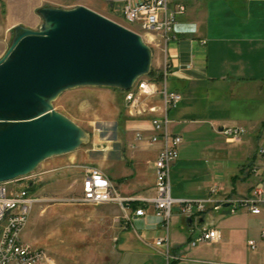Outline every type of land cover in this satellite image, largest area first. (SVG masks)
I'll return each instance as SVG.
<instances>
[{
  "label": "crops",
  "instance_id": "0c3cea01",
  "mask_svg": "<svg viewBox=\"0 0 264 264\" xmlns=\"http://www.w3.org/2000/svg\"><path fill=\"white\" fill-rule=\"evenodd\" d=\"M172 1L186 7L185 13L178 16L174 28L175 39L165 46L154 35L148 34L146 38V43L153 51V57H157L155 69L159 70L164 66L165 60L167 62L168 91L178 93L182 97L177 106L172 108L171 114L167 113L170 120L168 127L171 132L182 137L179 151L184 155L185 138H189L191 132L200 129V125H207V130L215 138L204 139L199 159L210 165L201 168L203 172L201 183L192 188L191 192L195 196L194 199L212 198L216 202L212 207L219 205L228 208L231 201L251 193L253 179L245 175L243 169L256 159L258 141L264 128V6L259 5V2L264 3V0ZM6 2L9 8L6 29L9 32L16 26L33 30L39 28L40 18L33 14L32 0ZM79 5L89 7L122 23L123 0H56L44 6L71 9ZM213 16L218 18L216 25L212 23ZM198 109L215 112H210L209 118L196 119L194 115ZM139 124L142 125L141 127L138 125L139 129L146 130L148 134L152 132L148 121H140ZM227 127L243 130L238 141L226 139L222 130ZM135 147L138 153L131 161L130 167H121V171H116L112 164H106L104 170L100 169L112 181L122 197L153 198L154 161L161 144L142 142L133 145V148ZM179 164H176V167ZM213 189L217 192L211 193ZM123 205L110 203L104 204L105 207L100 209L88 208L90 217L94 216L100 218L98 220L110 223L114 220L119 222L121 228L116 230L117 237L114 239L117 242L120 260L124 253H144L147 248L142 242V237H147V234L142 231L160 226V220L156 217L154 208L150 206L147 209V216L133 220L130 224L132 229L125 228L126 216H133L140 203H132L129 208L126 204ZM85 209L81 208V211ZM115 209H120L121 217L112 215ZM231 214L230 210H223L216 219L218 223L216 226H204V215L198 216L197 221L203 219L199 222L201 227L218 231L220 239L212 243L219 244L224 239L230 243L239 239L242 233L245 254L244 250L236 248V259L241 261V264H264V240L261 238V232L264 231V204L260 215L248 212ZM182 219L185 226L190 228L186 218ZM160 236L162 234L150 235L149 238L154 244L156 239L164 238ZM25 237L23 233L24 240ZM250 240L256 242L255 249L249 247ZM173 247L178 248L180 245L174 244ZM156 248L162 251L164 247ZM188 249L189 246L181 251L180 247L177 250L180 253L176 254L181 256L180 259H184L183 254Z\"/></svg>",
  "mask_w": 264,
  "mask_h": 264
},
{
  "label": "rangeland",
  "instance_id": "374dc122",
  "mask_svg": "<svg viewBox=\"0 0 264 264\" xmlns=\"http://www.w3.org/2000/svg\"><path fill=\"white\" fill-rule=\"evenodd\" d=\"M52 1L56 0H32L31 9L34 16H39L41 24L43 19L38 11ZM259 5L263 7L264 3L259 2ZM8 12L6 0H0V59L14 37V30L9 32L6 29ZM212 21L213 25H216L218 18L213 16ZM38 29L36 27L35 30ZM156 66L157 57H153L152 69L157 72ZM53 105L58 112L84 129L88 139L71 153L46 159L28 174L34 178L33 192L39 201L33 207L23 233L30 245L45 250L47 259L40 264H241V261L236 259L235 249L244 250L245 254L242 233L239 239L230 243L224 239L219 244L200 242L190 246L189 237H194L196 233H192L183 223L182 217H185L180 214L178 205L174 206L168 231L161 225L159 228H147L142 231L147 234V237H142L147 250L144 253H124L120 260L117 242L114 239L117 237L116 230L121 228L119 222L114 220L110 223L98 220L100 218L94 216L90 217L88 208L100 209L105 206L83 205L77 202V198L82 194L81 182L86 166L93 164L104 170L106 164H112L116 171H121V167H130L131 161L138 153V149L132 145L134 131L139 129L138 125L142 126L139 122L143 120L127 116L123 93L110 87L81 86L69 89L61 93ZM171 110L168 111L169 115ZM210 112L215 111L198 109L194 117L209 118ZM200 126V129L190 133L189 138H185V156L179 151L176 164L181 165L176 167L175 164L171 174L173 198L195 200L191 190L201 183L203 173L201 168L210 165L199 159V151L204 139L215 137L209 133L207 125ZM246 168L243 169L245 175ZM251 178L254 185L256 179L254 176ZM227 180L229 181V177ZM213 204H206V210L201 214L204 215L203 225L206 227L216 226L218 224L216 219L222 211L231 209L229 206L217 210L212 207ZM81 208L86 209L81 211ZM211 209L212 212L206 214ZM243 212L246 211L231 215ZM112 213L114 217L122 216L120 209H115ZM130 224L125 228L132 229ZM157 234H162L160 237H168L167 249L162 248V251L161 249L158 251L154 246L149 236ZM174 244H179L181 251L189 246L188 251L183 254L184 259H180L181 256L176 254L180 253L177 251L180 247H173ZM173 261L176 262L172 263Z\"/></svg>",
  "mask_w": 264,
  "mask_h": 264
},
{
  "label": "water",
  "instance_id": "95a60500",
  "mask_svg": "<svg viewBox=\"0 0 264 264\" xmlns=\"http://www.w3.org/2000/svg\"><path fill=\"white\" fill-rule=\"evenodd\" d=\"M38 13L39 29L16 26L0 59V182L84 144L85 130L54 108L61 93L81 86L127 91L152 70L143 37L101 13L84 5Z\"/></svg>",
  "mask_w": 264,
  "mask_h": 264
},
{
  "label": "built area",
  "instance_id": "2783aa9c",
  "mask_svg": "<svg viewBox=\"0 0 264 264\" xmlns=\"http://www.w3.org/2000/svg\"><path fill=\"white\" fill-rule=\"evenodd\" d=\"M123 1L120 24L140 34L145 42L148 34L156 36L165 46L175 39L174 28L178 16L186 11L184 4H174L172 0ZM163 52L165 53V47ZM168 74L165 60L163 68L157 70L156 76H143L131 89L121 91L127 116L148 121L152 129L149 134L144 129L135 130L133 145L142 142L161 144L154 161L155 196L142 199L122 197L106 174L100 168L91 165L85 167L81 182L82 194L77 198V202L91 206L126 204L128 208L132 203L139 202L140 205L134 210L133 216H126V226L135 219L147 216V209L152 206L160 225L165 230L169 229L174 206L178 205L182 216L191 217L195 221L190 227L191 232L196 233L190 238V246L200 242H215L220 239L218 231L201 227L197 221L198 216L206 210V204H213L215 201L212 198L187 200L172 196L171 174L179 159L182 137L169 130L170 120L167 113L177 106L182 97L178 93L168 91L166 86ZM159 75L161 80H158ZM242 132L241 128L236 127L222 130L229 141H238ZM246 172L248 176H254L256 182L251 187L249 195L229 203L230 211L234 214L244 210L252 215H260L264 204V128L258 141L256 159L248 165ZM34 184V178L28 175L0 182V264H40L47 259L45 250L33 247L23 239V231L31 211L39 201L33 192ZM215 192L216 189L211 191ZM218 207L220 206L213 208ZM261 238L264 240V231L261 232ZM248 245L251 249L256 248L254 240H250ZM154 246L167 249L168 238L156 239Z\"/></svg>",
  "mask_w": 264,
  "mask_h": 264
},
{
  "label": "bare ground",
  "instance_id": "6f19581e",
  "mask_svg": "<svg viewBox=\"0 0 264 264\" xmlns=\"http://www.w3.org/2000/svg\"><path fill=\"white\" fill-rule=\"evenodd\" d=\"M87 139H88V134L85 131V134H84V136L82 138V141L84 142V144L87 142Z\"/></svg>",
  "mask_w": 264,
  "mask_h": 264
},
{
  "label": "trees",
  "instance_id": "16d2710c",
  "mask_svg": "<svg viewBox=\"0 0 264 264\" xmlns=\"http://www.w3.org/2000/svg\"><path fill=\"white\" fill-rule=\"evenodd\" d=\"M156 74H157V72H156L155 70L152 69L150 75H156ZM158 80H161V75L158 76ZM173 262H174V261H173ZM173 262H172V263H173Z\"/></svg>",
  "mask_w": 264,
  "mask_h": 264
}]
</instances>
